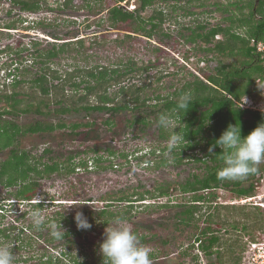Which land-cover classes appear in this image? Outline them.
<instances>
[{
	"label": "rangeland",
	"instance_id": "obj_1",
	"mask_svg": "<svg viewBox=\"0 0 264 264\" xmlns=\"http://www.w3.org/2000/svg\"><path fill=\"white\" fill-rule=\"evenodd\" d=\"M83 1L73 0V5L81 6L84 4ZM195 1L197 0H194L191 4L186 0L170 1L167 4L157 3L156 6L163 7L168 16L170 15L163 26V32L154 36L152 40L143 36H134L133 39L129 40L125 39L128 32L110 30L108 23L99 26L98 23L107 17V10H98V8L92 12L88 9L58 10L55 0H49L50 7L48 9L33 14L23 13L14 8L9 0H0V53L8 47L14 49L23 46L28 47V51H23L20 58H17L15 53H11V55L0 54V67L2 69L0 84L4 82L6 84L12 83L11 78L6 80L8 72L5 71L4 65L7 64H15L16 62L20 64L21 62V68L23 70L28 69L30 77L39 72V68L25 62L30 59V54L34 51L32 43L39 42L40 46L38 48L48 50L54 42L61 45L63 42L84 39L85 46L80 48V53L70 51L52 62V67L59 71L63 79L68 72L74 71L76 67L97 64L111 66L119 64L120 61L126 63L128 59H133L138 61L140 65L156 64L158 69L151 70L149 75L153 77L157 72L162 71L165 77L161 83H156L155 78L152 79L151 86L144 92L143 97L153 98L157 94L173 93L175 89L181 88L187 81L194 80L193 75L203 79L204 75L210 73L205 59L217 57L216 54L206 53L200 48L212 47L211 45H204L199 41L196 45L186 43L185 37H188L190 32L181 31L180 25L191 26V28L196 29L201 24L207 25L210 29L220 24L228 26L230 21H226L225 18L233 14L240 15V11L236 9V6H232V3L237 0H198V3H204L205 7L198 6ZM247 1L242 0L238 5L245 7ZM129 3L130 8L139 7L138 0H131ZM175 5H178V8L173 10ZM218 7L227 9V12L219 11ZM187 11L193 14L187 16L185 15ZM244 13H248V10L245 9ZM142 15L148 18L152 15V9L147 10L145 13L142 12ZM18 19H23L24 23L17 22V29H6L11 21ZM42 21L56 24L53 27H43L39 24ZM236 31L244 32L241 29H236ZM68 33L71 35L69 36ZM51 34L60 36L64 40H56ZM94 35L98 36L94 38ZM219 38L222 39L223 37L219 36ZM95 39L103 41V43L93 45L92 42ZM84 54L92 56V58L85 61L82 59ZM187 56L191 57L189 62L185 59ZM226 62L232 64L233 59L230 58ZM181 65L187 66V69L182 71ZM11 70L14 73V69ZM19 72H22V70ZM170 73H176V75L168 76ZM189 73L193 75H189ZM0 89H3L2 85ZM119 89L120 86H115L109 90V94L111 96L117 95ZM243 103L242 107L249 108L252 111L264 110L263 105L255 103L250 97H245ZM3 109L9 110V107L0 99V112ZM140 116L148 117L151 121L144 133L139 130L141 126L131 127L129 123V121ZM156 116L150 108H144L140 113L128 111L114 116L106 112H93L88 115L85 113L72 114L64 117L55 113L50 116H39L34 113L27 115L4 114L0 116L1 124L13 121L20 127H26L38 121L55 125L64 122L68 126L75 123L94 124L91 128L83 127L79 129L78 135L72 134L69 127L54 132L26 134L19 137L16 148L26 150L33 156H42L43 162L52 163L57 161L64 163L67 158L72 156L74 157L73 166L76 167V170L71 174H67L64 168V170L54 173L40 182L41 188L35 202L44 203L41 209L44 217V227L39 230L33 227L31 218L33 211L38 208L15 200L12 196L14 189L0 187V205L4 207V209L0 207V226L1 228L11 226L18 228L11 234V238L0 239V243H6L10 246V250L15 256L14 264H42L38 256L44 251V247H47L48 252L57 257L61 252L68 251L72 258H76L80 262L85 261L93 264L98 261L102 257L99 245L102 243L104 231L107 227V225L103 226L101 221L86 234V239L72 237L70 245L66 241L58 240L49 244L39 235L52 237L51 230L47 225L51 223L49 220L56 218L59 213L75 220L76 214L82 212L89 222L91 219H95L105 208L118 216L131 210L130 219L126 220L134 231H138L140 237L142 235L146 237L145 242H140L152 249L151 255H154L151 256L152 264H200V260L197 259L199 254L196 246L193 248L191 245L194 244L195 232L200 233L206 229H209L207 234L209 237L211 233L213 234L219 228L220 244L223 246L222 253L225 256H234L235 259L242 257L239 249L244 245L245 238L254 243L262 239L259 229L264 225L263 209H259L252 204H244L246 205L244 211L250 213L253 210L255 218L251 216V220L248 218L249 220L244 219L242 222L234 211L220 212L221 207L231 205V202L240 199L234 192L236 188L233 185L228 188L199 192L198 195L204 197L200 204H197L201 208L199 220H196V223H193L190 228H184L180 225L177 218H180V214L192 205L190 202L196 195L183 193L181 185L192 180L194 175L204 176L206 167L212 166V163L209 160L196 162L184 156L185 159L182 163L170 161L169 164L156 168L153 162H155V159H159L161 148L168 146V139L160 142L159 127L155 122ZM108 119L114 120L115 125H107L106 121ZM171 131L172 129H166V132ZM96 149H99V152L93 151ZM107 149L117 150V155L111 156ZM137 149L140 152L134 154L133 152ZM154 149L158 151L156 157L148 154ZM46 150H50V153L45 154ZM9 151L10 149L0 150V163L8 157ZM119 153L130 154L129 161L121 158ZM194 154L204 159L206 152L198 150ZM163 155L169 160L174 158L169 150H166ZM97 157H101L103 161L99 167L95 166L94 163L92 164V159ZM84 161L89 162L88 170L79 166ZM147 162L149 164H146ZM250 184L255 185L256 196H264L263 176H259L251 183H244V187L249 188ZM160 186H168L170 195L166 197L158 196L157 190ZM147 192L155 193V199L150 198L146 194ZM138 194L146 195V201L134 203L132 209H130V203L127 201L118 202L123 196H129L136 201L134 195ZM160 202L165 203L164 205H170V207L159 208ZM253 202L257 203L258 201ZM261 203H264V201ZM214 219L218 222H214ZM53 221L52 223L57 224L56 220ZM113 221L108 225L113 224ZM234 221H239L241 224L245 221L244 223L248 224V229L243 234L242 231L238 233L237 230H229L230 226L226 225L227 222L233 223ZM220 225L223 226L221 228L227 230L226 234H222ZM30 226L33 228H30ZM196 226L200 230L196 231ZM73 227L77 229L76 224ZM20 228L23 231L21 234L22 244L20 243V245L31 242L34 247L19 249L15 238ZM63 229L66 231L68 228ZM237 240H239L240 244L238 246H241L240 248L236 246ZM32 256L35 258L30 261H19L21 258L29 259ZM228 260L225 264H231L234 258L230 257ZM65 261V264H75L70 257ZM212 262L214 263L215 260ZM240 264H243V262H240ZM249 264H253V262L250 261Z\"/></svg>",
	"mask_w": 264,
	"mask_h": 264
},
{
	"label": "trees",
	"instance_id": "obj_2",
	"mask_svg": "<svg viewBox=\"0 0 264 264\" xmlns=\"http://www.w3.org/2000/svg\"><path fill=\"white\" fill-rule=\"evenodd\" d=\"M9 1L14 8L19 9L23 13L36 14L50 7L49 0ZM127 1L129 0H84L83 5L74 6L73 0H55V4L58 10L88 9L91 12L96 10V8L98 10H107V17L98 23L99 26H102L103 23H108L110 30L128 32L125 35V39L131 40L134 36H143L152 40L154 36L163 32L166 19L170 17L163 7H158L156 4H167L170 1L177 2L178 0H138L139 7L135 9L125 6ZM186 1L191 4L194 0ZM241 1L237 0L232 3V6H236V9L240 11V15L233 14L225 18L226 21H230L228 26L220 24L208 29L207 25L200 24L196 29H193L191 26L180 25L181 31L190 32V35L185 37L186 43L196 45L199 41L204 45H211L212 47L200 48L206 53H214L217 56L216 58L205 59L210 73L204 75L203 79L189 73V75H193L194 80L187 81L181 88L175 89L173 93L166 95L157 94L153 98L143 97L144 92L151 86L152 79L155 78L156 83H161L165 78L162 71L157 72L153 77L149 75L151 70L158 69L156 64L140 65L138 61L128 59L126 63L120 61L119 64L111 66L97 64L76 67L74 71L68 72L67 76L63 79L59 71L52 67V62L70 51L80 53V48H84L85 46V40H72L70 42H63L61 45H57L58 43L56 42L50 43L52 47L48 50L38 48L40 43L34 42L32 43L34 51L30 54V59L25 62L39 68L40 73L37 72L34 76L30 77L28 69L23 70L21 68V62L20 64L16 62L15 64L4 65L5 71L7 70L8 72L6 80L11 78L12 83L6 84L4 82L0 84L3 87V89H0V99L9 107V110L3 109L0 112V116L4 114L27 115L30 113L39 116H50L55 113L64 117L82 113L88 115L93 112H106L114 116L128 111L140 113L144 108H150L157 115L155 122L158 125L159 115L167 113L174 118L175 123L182 130L186 140L171 150L168 146H163L160 151L161 155L158 157L159 159H155V162H153L154 166L159 168L169 164L170 161L182 163L185 159L184 156L196 162H206V160H209L212 166L206 167L204 176L195 175L193 180H189L187 183L181 185L183 193L194 192L193 194H196L193 197V202L204 199L203 195H198L199 192L228 188L232 185L236 188L234 192L237 194V197L241 199L252 198L256 196L255 185L250 184L249 188H245L243 183H251L259 176L264 177V163L258 165L257 171L250 174L246 179H221L218 176L219 170L224 166L220 156L221 149L217 147L212 152H209V149L212 148L215 141L226 130L229 124L240 123L242 135L247 136L258 124L264 122V110L252 111L249 108L242 107L245 97H250L255 103L264 106V52H258L257 50L258 43L264 44V0H248L245 7L238 5ZM195 2L198 3V0ZM198 6L205 7V4L199 2ZM177 8L178 5H175L173 10ZM149 9H152V15L145 18L142 12L145 13ZM217 9L227 12V9L221 7ZM245 9L248 10V13H244ZM192 14L188 11L185 13L187 16ZM17 22L24 23L23 19L13 20L7 25L6 29H17ZM39 24L43 27H53L56 23L42 21ZM236 29H241L244 32L240 33ZM51 35L56 40H64L60 36ZM97 36L94 35V38ZM181 36L183 35L181 34ZM219 36L223 38L220 39ZM253 41L256 42L255 45ZM101 43L103 41H98L97 39L92 42L93 45ZM23 51H28V47L23 46L17 49L8 47L0 54L11 55V53H15L17 58H20ZM91 58L92 56H88L87 54H84L82 57L85 61H89ZM190 58V56H187L185 59L189 62ZM230 58L233 59L232 64L226 62ZM11 69H14V73ZM186 69L187 66L181 65L182 71ZM1 70L0 67V73ZM21 70L22 72H19ZM174 75L176 73L168 74V76ZM115 86H120V89L117 95L111 96L109 90ZM189 90L193 93L192 104L189 105L187 110H178L176 107L177 98ZM129 123L131 127L135 125L141 126L139 130L141 133H144L146 128L151 124V121L148 117L140 116L129 121ZM106 124L114 126L115 122L108 119ZM93 125L90 123H75L68 126L64 122L55 125L44 124L38 121L32 125L20 127L13 121L0 123V150L10 149L8 157L0 163V187L14 189L15 191L12 196L15 200L42 209L44 203L35 202L41 188L40 182L52 176V174L64 170V168L67 174L75 172L76 167L73 166L74 157L70 156L64 163L57 161L52 163L43 162L42 156H33L26 150L16 148L19 137L26 134L49 133L69 127L72 134L78 135L79 129L83 127L91 128ZM158 127L160 142L169 139L172 131L166 132V129L159 125ZM179 128L176 129L177 132L180 131ZM166 150L171 151L174 156L173 160L166 159L163 155ZM198 150L206 152L204 159L195 156L194 153ZM93 151L99 152V149ZM108 152L111 156H116L118 151L108 149ZM139 152L137 149L133 153L137 154ZM157 152L154 149L148 154L156 157ZM48 153H50V150L45 151V154ZM120 156L129 161L130 154L121 153ZM102 162L101 157L92 159V164L94 163L97 167ZM146 164H149V162ZM79 166L88 170L89 162H81ZM157 191L160 197L170 195V188L168 186L159 187ZM146 194L150 198L156 197L155 193L147 192ZM134 196H136V201L129 196H123L118 202L127 201L130 203V209H132L134 203L146 201V195L144 194ZM0 207L4 209L3 205H0ZM165 207H170V205H165ZM196 210V207L193 206L187 208L180 214L181 222L185 223L195 220ZM222 211L241 213L240 216L246 219H250L251 216L255 218L253 210L247 213L244 211V208L224 207L220 209V212ZM182 215L183 217L186 216L187 219H184ZM130 216L131 210L118 216L116 213H112L105 208L95 219L93 218L89 221L92 224L90 230L75 229L73 226L76 224V221L72 217L63 216L60 213L53 220H56L58 226L61 224L63 228H68L63 238L58 241H66L70 245L71 239L74 236L86 239V234L100 221L105 226L117 217L130 219ZM53 220H49V222L52 223L54 222ZM30 228L33 227L30 226ZM17 229L15 226L3 228L0 226V239L11 238V234ZM135 232L138 234V231ZM22 233L23 231L20 228L15 238L19 249L34 247L31 242L20 245V243L22 244ZM39 236L44 238L49 244L57 241L54 237H45L43 234ZM138 236L141 242H145L146 237L144 235L140 237L138 234ZM236 243V246L240 248L241 246H238V241ZM43 249L44 251L38 256L42 264H65V260L68 257L75 264H89V262H80L76 258H72L68 251L61 252L59 257H57L49 253L47 247ZM151 256L154 255L152 254ZM33 258L35 257L32 256L29 259L21 258L19 261L26 262ZM235 260L241 259L238 257ZM93 264H103V258L100 257Z\"/></svg>",
	"mask_w": 264,
	"mask_h": 264
},
{
	"label": "clouds",
	"instance_id": "obj_3",
	"mask_svg": "<svg viewBox=\"0 0 264 264\" xmlns=\"http://www.w3.org/2000/svg\"><path fill=\"white\" fill-rule=\"evenodd\" d=\"M192 102L193 93L190 90L185 91L177 98L176 107L178 110H187ZM158 125L164 129H172L167 141L170 150L185 142L186 137L170 114L161 113ZM177 128L180 129L179 132L176 131ZM217 147L221 149L220 156L224 165L219 170L218 176L221 179L230 180L246 179L257 171L258 165L264 163V122L258 124L247 136L242 135L240 123L229 124L209 152ZM243 200L245 199H241V203ZM255 207L263 209L258 205ZM31 218L33 227L37 230L44 226L41 209L34 210ZM75 221L78 230H90L92 227L82 212L76 214ZM47 227L51 230V236L57 240L62 239L66 233L61 224L58 226L55 223H49ZM99 251L103 264H152V249L141 244L138 234L130 223L121 217L115 218L113 224L105 228ZM247 260L246 264H249L250 257ZM14 262L15 256L10 246L0 243V264H14Z\"/></svg>",
	"mask_w": 264,
	"mask_h": 264
},
{
	"label": "flooded vegetation",
	"instance_id": "obj_4",
	"mask_svg": "<svg viewBox=\"0 0 264 264\" xmlns=\"http://www.w3.org/2000/svg\"><path fill=\"white\" fill-rule=\"evenodd\" d=\"M194 176H193L192 180L194 179ZM187 182L188 181H186L185 183H187ZM188 193L193 194L194 192H187L185 194H188ZM162 197H166V196H162ZM2 201L6 202L5 200H2ZM159 204H160L159 208H167L164 205L165 203L160 202ZM190 204H192V205L188 206L187 208H190V207L193 206V207H196V209H197L196 212H195V220H193L192 222L183 223V222H181L180 218H177V220L180 223V225L183 226L184 228H190L191 225L193 223H196V220H199V218H200V215H199V213H200L199 212L200 211L199 208L200 207H198L199 205H197V204H200V201H194V202L192 201V202H190ZM230 204L231 205H228L230 208H237V209L244 208L246 206L243 203H241V198L239 200H237L236 202H231ZM250 204H252L253 206H257V204H255V202H253V203L251 202ZM228 206H223L221 208L228 207ZM237 215L240 217L241 222H242V220L246 219L243 216L242 217L240 216L241 213H237ZM182 217H183V215H182ZM183 218L187 219L186 216H184ZM211 219H213V218L211 217ZM214 222H218V220L216 221L214 219ZM244 222H243V224H241L239 221H236V222L234 221L233 223H228L227 222L226 225L230 226L229 230H233L234 229V230H237L238 233H240L242 231V234H243L248 229V224L244 223ZM219 227L221 228L223 226L220 225ZM195 229H196V231L200 230V228L197 227V226L195 227ZM208 230L209 229H206L204 231L202 230L200 233L195 232V234H194V244L191 245V246L193 248H195V246H196L197 252L199 254L198 257H197V259L200 260L199 263L200 264H225L226 262L229 261L228 259H230V257H233L234 260H232L231 264H235L236 260H235L234 256H228V255L225 256L222 253V251H221L223 246L220 244L221 235H220V232H219V228H217V231H215L213 234L211 233V235L209 237L207 236ZM220 230H221L222 234H226V232H227V230L225 228H221ZM259 231H260V233L262 235V239L260 240V242L264 243V238H263L264 237V225L259 229ZM205 237H207V238H205ZM237 241H238V244H240L239 240H237ZM250 242L251 241H249L248 238L244 239V241H243L244 245L239 249V251L241 250L242 257L240 255V257H241L240 259L241 260L236 261V264H240V262H243V264L247 263L248 260H245V259H247L249 257ZM228 250H229V248H228ZM213 260H215L214 263L212 262Z\"/></svg>",
	"mask_w": 264,
	"mask_h": 264
},
{
	"label": "built area",
	"instance_id": "obj_5",
	"mask_svg": "<svg viewBox=\"0 0 264 264\" xmlns=\"http://www.w3.org/2000/svg\"><path fill=\"white\" fill-rule=\"evenodd\" d=\"M253 44L255 45L256 42L253 41ZM257 50L258 52H264V44L258 43ZM253 201H258L255 204L264 209V203H261L262 201H264L263 195H258L252 198L245 199L242 201V203H251ZM249 250V257L253 264H264V243H261L260 241L256 243L250 242Z\"/></svg>",
	"mask_w": 264,
	"mask_h": 264
},
{
	"label": "water",
	"instance_id": "obj_6",
	"mask_svg": "<svg viewBox=\"0 0 264 264\" xmlns=\"http://www.w3.org/2000/svg\"><path fill=\"white\" fill-rule=\"evenodd\" d=\"M130 1H127L126 3H125V6L127 5V6H129L130 5V3H129Z\"/></svg>",
	"mask_w": 264,
	"mask_h": 264
}]
</instances>
